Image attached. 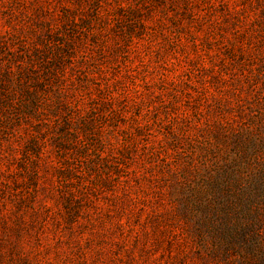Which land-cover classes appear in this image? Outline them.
Masks as SVG:
<instances>
[{
	"label": "rangeland",
	"instance_id": "obj_1",
	"mask_svg": "<svg viewBox=\"0 0 264 264\" xmlns=\"http://www.w3.org/2000/svg\"><path fill=\"white\" fill-rule=\"evenodd\" d=\"M35 44L0 264H264V0H0L2 86Z\"/></svg>",
	"mask_w": 264,
	"mask_h": 264
},
{
	"label": "trees",
	"instance_id": "obj_2",
	"mask_svg": "<svg viewBox=\"0 0 264 264\" xmlns=\"http://www.w3.org/2000/svg\"><path fill=\"white\" fill-rule=\"evenodd\" d=\"M39 50L40 46L37 44L33 46L31 51L21 50V53L8 60L7 67L2 71L11 84L7 87L2 86L0 82V130L2 131L12 127L14 122L8 121L12 116L17 115L18 120H21L31 112L37 114L44 105H47L48 101H53L45 87L42 88V92H39L38 89V82L43 83L48 78L35 79L38 74L35 64L40 57ZM49 72L54 76V67ZM1 146L2 140L0 138V148ZM210 206L206 202L205 205H202V209L204 207L210 208Z\"/></svg>",
	"mask_w": 264,
	"mask_h": 264
}]
</instances>
